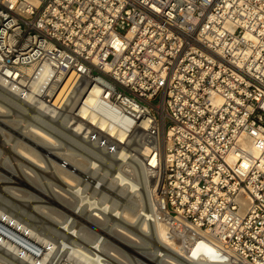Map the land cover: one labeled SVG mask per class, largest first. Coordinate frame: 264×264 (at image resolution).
<instances>
[{
    "label": "built area",
    "instance_id": "1",
    "mask_svg": "<svg viewBox=\"0 0 264 264\" xmlns=\"http://www.w3.org/2000/svg\"><path fill=\"white\" fill-rule=\"evenodd\" d=\"M67 73L78 150L149 156L137 207L186 252L264 264V0H0V86L43 98ZM122 246L0 218V264H128Z\"/></svg>",
    "mask_w": 264,
    "mask_h": 264
},
{
    "label": "bare ground",
    "instance_id": "2",
    "mask_svg": "<svg viewBox=\"0 0 264 264\" xmlns=\"http://www.w3.org/2000/svg\"><path fill=\"white\" fill-rule=\"evenodd\" d=\"M58 79L60 80L59 83L52 82L47 90V93H46L47 96H44L43 98L34 97L30 93L25 94V95H21L20 93H12V92H9L3 89L0 86V94L7 97L9 101L12 100L11 101L12 103H6L7 101L1 100L4 97H2V95L0 96L1 97L0 98V117L9 116L10 117V119H8L9 122H14V123L17 122V124L22 127L21 128L22 135H20V137L24 136V138H26V142L21 141L19 139V140H15V142H12L11 144L6 141V140H9V138L6 140L0 139V155L3 153L2 151H4L5 153L6 152L11 153L14 156L18 157L19 159L24 160V162H26V165L22 164L23 166L19 170L24 172V176L25 177L27 176V179L30 180L32 184L37 185L38 183H40L44 187L48 185L50 186L48 190V193L50 195L59 196V197L61 196V198H63L64 201L68 197H71V200L73 199L75 202L76 209H78L80 212H85L86 214L91 212L90 215L88 216L92 220L96 221L95 218L99 219L97 220L96 223H98L100 227L96 226L97 228L96 231H102V229L106 228L107 230H110V231H103L105 236H108V237L109 236L111 237L112 235L123 236L125 239H129L132 242H134V244H136L139 248H141V251H134V253L138 255V257L134 256L135 257L134 260H137L138 262L140 260L139 257H141L151 262L152 264H170V263L172 264H224V263L218 262V258L216 257L212 248L204 242H199L191 246L188 252L184 251L182 248V245L178 241L173 239L172 235H170L168 232V231H171L170 227L168 226L170 220H166L164 217L161 216V214H159V216H161L159 218L156 216L157 213L150 214L148 213L146 209L144 210L142 208L137 207L138 204L139 205L143 204L144 206H146L147 200L154 199L152 175L155 173V171L150 166V164H147L146 162L149 159V156L145 157L144 159L143 156L141 155H130V154L126 155L125 149L123 147H118V148L112 147L108 150H104L106 153H103V151H100L99 149L94 148L93 141H88V142L86 141L87 150L85 152H81L80 150L77 149V143L81 140L75 137V132L73 131V129L76 130V128L78 127L74 128L73 124L71 125L67 124V122L64 121L62 118V113L63 111H66V108L69 109L75 105V103L80 98V94L76 95L73 99L69 100L68 105H65V107L63 108L64 106L63 102L66 101V99H64L63 97L67 93L68 87L73 82L74 75L67 73L63 76H59ZM34 88L39 89L40 85L37 84ZM13 100H16V102H14ZM13 102L16 104L18 102V105L23 106V109L22 107L20 108L22 109L21 111L26 110V109L24 110V106H26L28 109H31L30 112H32V115H29V116L26 115V116L31 118L29 120L33 119L32 120L33 122H29V120L27 121L24 118L19 119L18 121L17 119L15 120V118H13V113L11 112L12 104H14ZM18 105L16 106L17 108H18ZM37 113L41 115L38 116L36 115ZM18 116L19 115H17V117ZM37 118H41L42 120H45L43 124L49 125L51 129L54 128L52 125L50 126L51 120L52 119L58 120V122L60 123L59 127L61 129L60 136H56L55 133L48 131L46 128L40 127L38 124L36 125L35 122L41 121V120H38ZM48 120H50V122ZM3 122L5 123L7 121H3ZM13 125H16V124H13ZM7 126H9V124ZM4 133L5 132L3 131V134ZM29 136L34 139L30 138ZM67 139H69L70 141H67ZM34 140H36L35 142L37 141L40 142V145L44 144L46 146L45 151L48 152L49 156L51 157V158H48V161L46 159H45L46 161H42V159L38 157L40 155H37L36 153L37 151H35V149L33 148V145H30L29 143H27V141L28 142L30 141V143L36 144L33 142ZM62 142L63 143L69 142L71 147L67 146V144H65V146L62 145ZM13 148H16V149L14 151L13 150L11 151V149ZM79 154L92 156L94 158L93 159L94 161L92 160L90 161L89 159L87 160L86 163H82L81 161H79L80 159L76 158V155H79ZM105 155H110L111 156L110 158L114 161L115 169L111 172L107 171L106 169H103V167L101 166V161L104 158L103 156ZM1 158L2 157H0V160ZM57 159L59 160L57 161ZM107 160L108 159H106L105 162H107ZM152 162H153V159H150L149 163H152ZM18 163L16 164L18 165ZM33 168L41 170L45 174L49 173L50 176L56 179L57 184L53 183L50 185L51 182L47 180H42V179L40 180L41 182L37 183V181L39 180L36 179L37 177H36L35 171H33ZM81 168H82V177H81L82 182L79 185L75 186L76 181L78 180L77 174L81 172ZM54 174L56 175V177H58V179L55 177ZM14 179L18 181L21 180L18 177H14ZM0 183H5V186L2 187V190H4V192L10 197H16V198L19 197L21 199V196L27 193L25 189L19 188L20 186L18 187L11 186L9 184V183H12L10 180H0ZM40 184H39V187H40ZM34 185L28 184V187H31L34 190H38L34 188ZM143 189H144V196H141ZM107 191L114 192L116 196H117V193L125 194V196L129 199L133 198V196L135 195H138V196H135V198L131 202L132 204L131 207L133 208V210L134 209L136 210L133 212V210L129 211L126 208L121 207L122 205L120 204L118 205V200L114 199L115 197L111 196ZM38 192L44 195V192L40 190H38ZM72 195L74 196V198H72L73 197ZM28 197L30 196L28 195ZM31 197L33 196L31 195ZM24 199L22 201H24ZM29 199H30V202H32L31 198ZM67 200L69 201V198ZM38 201H41V200L39 199ZM35 204L32 206V208H33V211H35L34 209H37L38 214L49 213L52 211L55 212V209L50 208V206L48 205L46 206L44 204H37V205ZM75 205L72 202L69 208L64 207L62 205L61 206L67 210L73 211V209H75L74 208ZM1 209L2 211H4L3 208ZM2 211L0 210V218H4L6 222H9V221L13 222L14 227L16 228L17 231H33L32 229H30L31 227L21 224L19 219H18L19 220L18 222L16 219H14L13 217H10V215H7ZM56 212H58V210H56ZM64 214L66 216V213ZM63 215L61 217H63ZM120 216H122L123 217L122 219H125V220L131 219V221L132 220L137 221V224L139 226L138 229H140L141 231H137L135 233L134 231L133 232L129 230L123 231L122 229L113 228L114 226H117V225H120V227L124 226L122 224H118L121 221ZM70 219L69 221L71 223L72 219L71 220ZM77 219L75 218V222H74V223H77V227L74 226L72 227L73 229L71 228L73 231H66V228L63 231L78 234L79 231L91 230L89 226L83 225V223L79 222ZM52 220H53L52 222H54L53 224L58 226L59 220L55 218L54 219L52 218ZM71 225H74V224H71ZM57 226L55 227L58 228L59 226L58 227ZM60 226H62V224ZM67 230H68V227H67ZM111 230H117V231H111ZM91 231H94V230H91ZM147 236H151L152 239H155L159 247L150 245L149 242L147 241ZM111 238L115 240L116 242H118V244L124 245L121 241H118L113 236ZM171 250L177 252L178 255L185 256L186 260L189 262H186V263L179 262V260L175 258V253H173L174 256L173 255L171 256L168 254V252H173ZM113 253L119 256L117 253L115 252ZM73 254L74 256H76V259L84 258L78 252H73ZM123 257H120V258L124 259ZM147 257H150V258H147ZM128 258H129L128 264H132L131 261L134 262V260L130 259L129 255H128ZM151 260H156L157 262L154 263Z\"/></svg>",
    "mask_w": 264,
    "mask_h": 264
},
{
    "label": "rangeland",
    "instance_id": "3",
    "mask_svg": "<svg viewBox=\"0 0 264 264\" xmlns=\"http://www.w3.org/2000/svg\"><path fill=\"white\" fill-rule=\"evenodd\" d=\"M2 91V90H1ZM2 94H0V96H1ZM2 97H4V98H2L1 100L2 101H7L6 103H12L11 101L12 100H10L9 101V99L7 98V97H5L4 95H2ZM1 98V97H0ZM14 102H16V100H13ZM157 101V97L156 98H154L153 99V102H156ZM13 102V103H14ZM18 105V102H17V104L16 103H14V104H12V110H11V112L13 113V118H15V120L17 119V121L19 120V119H26L27 121L29 120V119H31L30 117H27V116H29V115H32V112H30V110L31 109H28L26 106H24V110L25 111H21L22 109H23V106H20V105H18V108L16 107ZM22 107V109H20ZM26 107V108H25ZM15 108V109H14ZM29 113H28V112ZM23 113V114H22ZM36 113V112H35ZM35 113H33V114H35ZM17 115H19L18 117H17ZM27 115V116H26ZM36 115H41V114H36ZM43 115V114H42ZM16 116V117H15ZM2 118V119H1ZM4 119V120H3ZM8 119H10V117L9 116H5V117H0V128H1V130H0V134L2 135H0L1 137H0V139H4V140H6V139H8L9 138V140H6L8 143H12V142H15V140H21V141H25L26 142V138H24V136H21L20 137V135H22V133H21V126L20 125H18L17 124V122L16 123H14V122H9L8 121ZM38 120H41V121H37V122H35V124L37 125H39L40 127H42V128H46L48 131H51V132H53V133H55V135L56 136H60V131H61V129H60V123L58 122V120H55V119H50L51 120V123H50V126L52 125L54 128H50L49 127V125H44L43 123H44V121L45 120H42L41 118H37ZM33 120V119H32ZM32 120H29V122H33ZM50 120H48L49 122H50ZM3 121H7V122H3ZM56 122V123H55ZM10 123H11V125H10ZM9 124V126H7ZM13 124H16V125H13ZM49 124V123H48ZM10 127V128H9ZM3 131L6 133H4L3 134ZM8 134H10V135H8ZM5 135V136H4ZM10 136V137H9ZM20 138H19V137ZM7 137V138H6ZM26 137H28V136H26ZM30 137V136H29ZM17 138V139H16ZM30 138H32V137H30ZM59 138V137H58ZM32 139H34V138H32ZM3 140V141H4ZM36 140H34L33 142L34 143H36V144H32V143H30V141L28 142L27 141V143H29L30 145H33V148L35 149V151H37L36 153H37V155H40V156H38L40 159H42V161H48V158H51L50 156H49V154H48V152H46L45 150H46V146L44 145V144H41L40 145V142H35ZM67 141H70L69 139H67ZM65 144H67V146H70V144H69V142H67V143H63L62 142V145H64L65 146ZM36 145V146H35ZM66 146V147H67ZM71 147V146H70ZM16 148H13V149H11V151L13 150H15ZM41 151H40V150ZM4 150V149H3ZM44 151V152H43ZM3 153L0 155V157H2L1 158V160H0V180H10L12 183H9L11 186H16V187H18V186H20L19 188H22V189H25L26 191H27V193H25V194H23L22 196H21V199L18 197V198H16V197H10V196H8L5 192H4V190H2V187L3 186H5V183H0V210L2 211V209L1 208H3L4 209V211H2V212H4L5 214H7V215H10V217H13L14 219H16L18 222H19V220H20V223L21 224H24V225H26V226H28V227H31L30 229H32L33 231H58L59 229V231H63V230H65V228H66V231H73L72 229V227H77V223H74L75 222V218L79 221V222H81V223H83V225H85V226H89V228L91 229V230H94V231H96L97 230V228H96V226L97 227H100L99 225H98V223H96L97 222V220H99V219H97V218H95L96 219V221H94V220H92L88 215H90V213L91 212H89V213H85V212H80L78 209H76V205H75V202H74V200L72 199L71 200V197H68L69 198V201L66 199L65 201L63 200V198H61V196L59 197V196H54V195H50L49 193H48V190H49V188H50V186H46V187H44L42 184H40V183H38V182H41L40 180L42 179V180H47V181H49V182H51L50 183V185L51 184H53V183H56L57 184V182H56V179L55 178H53L52 176H50V174L48 173V174H45L44 172H42L41 170H38V169H36V168H33V171H35V174H36V179L37 180H39V181H37V185H34V184H32L31 182H30V180H28L27 179V176L25 177L24 176V172H22L21 170H19V169H21V167L23 166L22 164H25L26 165V162H24V160H22V159H19L18 157H16V156H14L13 154H11V153H5L4 151H2ZM77 152V151H76ZM11 154V155H10ZM79 156H80V158H79ZM104 158V160L102 159V161H101V166L103 167V169H106L107 171H109V172H111V171H113L114 169H115V164H114V161L110 158L111 156L110 155H105V156H103ZM106 157V158H105ZM76 158H78V159H80L79 161H81L82 163H86L87 162V160H89L90 159V161L92 160V161H94L93 159V157L92 156H88V155H76ZM46 159V160H45ZM60 159V158H59ZM59 159H57V161L59 160ZM106 159H108L107 160V162H105L106 161ZM5 160V161H4ZM22 160V161H21ZM19 162V163H18ZM16 163H18V165L16 164ZM1 164H2V166H1ZM15 165V166H14ZM28 165V164H27ZM19 167V168H18ZM35 169V170H34ZM10 170H11V172H13V173H11L10 172ZM48 170V169H47ZM6 171H8V172H6ZM83 172H84V170H83ZM81 173V174H80ZM14 175V176H13ZM22 175V176H21ZM26 175V174H25ZM55 175V174H54ZM24 176V177H23ZM14 177H18L19 179H21L20 181H18V180H15L14 179ZM44 177V178H43ZM55 177H56V175H55ZM81 177H82V168H81V172H79L78 174H77V181H76V185L75 186H77V185H79L81 182H82V180H81ZM84 177V176H83ZM57 179H58V177H56ZM80 178V179H79ZM52 180V181H51ZM16 182V183H15ZM9 184H7V185H9ZM28 184L29 185H34V188H36V189H38V190H40V191H42V192H44V195H42V193H40V192H38V190H34V189H32L31 187H28ZM39 184H40V187H39ZM25 187V188H24ZM42 187V188H41ZM46 189V190H45ZM111 196H114L115 198L114 199H116V200H118V205L120 204V205H122L121 207H123V208H126L127 210H129V211H132L133 210V208L131 207L132 206V204H131V202H132V200L135 198V196H138V195H135V196H133V198H127L126 196H125V194H119V193H117V196L115 195V193L114 192H111V191H107ZM111 192V193H110ZM114 193V194H113ZM33 196V197H31V195ZM34 194V195H33ZM26 195V196H25ZM28 195L30 196V197H28ZM53 196V197H52ZM73 196V195H72ZM119 196V197H118ZM141 196H144V189H143V191H142V194H141ZM24 197H25V199H24ZM28 197V198H27ZM59 197V198H58ZM4 198V199H3ZM29 198H31V201L32 202H30V199ZM58 198V199H57ZM72 198H74V196L72 197ZM126 198V199H125ZM16 199V200H15ZM24 199V201H22ZM33 199H35V200H33ZM41 200V201H38V200ZM62 199V200H61ZM7 202H6V201ZM28 200V201H27ZM71 200V201H70ZM34 202V203H33ZM74 203V208L75 209H73V211H70V210H67V209H65V208H63L62 206H64V207H67V208H69L70 207V204L71 203ZM36 203V204H35ZM61 203V204H60ZM9 204V205H8ZM29 204H30V206H29ZM37 205V204H44V205H48V206H50V208H53V209H55V212H49V213H43V214H38V210L37 209H34L35 211H33V208H32V206L33 205ZM62 205V206H61ZM29 206V207H28ZM61 206V207H60ZM15 210V211H14ZM56 210H58V212H56ZM136 209H134L133 210V212L135 211ZM22 212H23V214H22ZM75 212V213H74ZM138 212V211H137ZM64 213H66V216H65V214ZM73 215H72V214ZM79 213H80V215H79ZM28 214V215H27ZM48 214V215H47ZM64 214V215H63ZM22 215V216H21ZM63 215V217H61ZM78 215V216H77ZM94 215H96V214H94ZM121 215V214H120ZM66 218H65V217ZM19 217V218H18ZM69 217V218H68ZM70 217H71V219H72V221H73V223H72V221H71V223H70V221H69V219H70ZM52 218L54 219H58L59 221H58V226L57 225H54L53 223L54 222H52L53 220H52ZM64 220H63V219ZM123 217L122 216H120V223H118V224H122V225H124L123 227H120V225H117V226H114L113 228H117V229H122L123 231H125V230H129V231H134L135 233L137 232V231H141L140 229H138V224H137V221H135V220H132L131 221V219H122ZM19 219V220H18ZM66 219H68V220H66ZM70 219V220H71ZM23 220V221H22ZM23 223H22V222ZM62 221V222H61ZM66 221V222H65ZM126 221V222H125ZM131 221V222H130ZM136 222V223H135ZM62 224V226H60L61 224ZM63 223H65V224H63ZM125 223V224H124ZM68 224H70V225H68ZM71 224H74V225H71ZM55 226H57L58 228H56ZM64 226V227H63ZM70 226V227H69ZM67 227H68V230H67ZM72 228V229H71ZM126 228V229H125ZM88 229V228H87ZM76 230H77V228H76ZM91 230H87V231H91ZM102 231H110V230H107L106 228L105 229H102ZM111 231H117V230H111ZM115 239H117L118 241H121L125 246H122L123 248L122 249H124L125 251H126V253H127V255H129L130 256V259H135V257H138V255L137 254H135L134 253V251H141V248H139L136 244H134V242H132L131 240H129V239H125L123 236H117V235H112ZM111 236V237H112ZM110 236L108 237L107 236V238H109L110 239V241L111 242H113L114 244H116V245H118V246H120L121 247V245L120 244H118V242H116L115 240H113L112 238H111ZM124 239H123V238ZM147 241L149 242V244L150 245H152V246H156L157 245V242H156V240L155 239H152L151 238V236H147ZM130 244V245H129ZM171 251H173V250H171ZM174 252V251H173ZM176 253V252H175ZM135 256V257H134ZM133 257V258H132ZM147 258H150V257H147ZM153 258V257H152ZM139 262L137 261V260H134V262H132L131 261V263L132 264H152L151 262H149V261H147V260H145V259H143V258H141V257H139ZM151 261H153L154 263H156L157 261L156 260H151Z\"/></svg>",
    "mask_w": 264,
    "mask_h": 264
}]
</instances>
